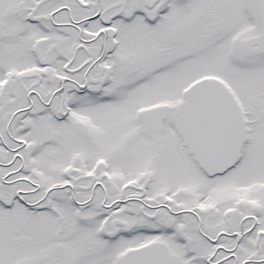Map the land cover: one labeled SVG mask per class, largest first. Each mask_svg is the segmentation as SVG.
Here are the masks:
<instances>
[{"label": "snow or ice", "instance_id": "1", "mask_svg": "<svg viewBox=\"0 0 264 264\" xmlns=\"http://www.w3.org/2000/svg\"><path fill=\"white\" fill-rule=\"evenodd\" d=\"M0 264H264V0H0Z\"/></svg>", "mask_w": 264, "mask_h": 264}]
</instances>
